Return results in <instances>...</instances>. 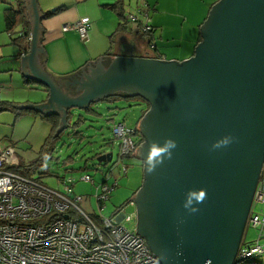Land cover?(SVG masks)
<instances>
[{
    "label": "water",
    "instance_id": "water-1",
    "mask_svg": "<svg viewBox=\"0 0 264 264\" xmlns=\"http://www.w3.org/2000/svg\"><path fill=\"white\" fill-rule=\"evenodd\" d=\"M29 1L30 53L20 56L21 71L49 93L45 102L19 107L60 116L58 135L68 126L69 111L76 116L110 95L142 97L150 108L138 124L144 142L137 156L146 155L151 140L170 137L177 147L155 172L143 170L132 199L136 233L161 264H234L264 164V0H218L189 58L137 57L129 50L107 65L97 60L81 68L71 77L72 93L38 65L43 15L36 0ZM226 134L233 142L212 150ZM111 158V152L96 157L99 164ZM189 188L207 193L195 213L182 207Z\"/></svg>",
    "mask_w": 264,
    "mask_h": 264
},
{
    "label": "built area",
    "instance_id": "built-area-1",
    "mask_svg": "<svg viewBox=\"0 0 264 264\" xmlns=\"http://www.w3.org/2000/svg\"><path fill=\"white\" fill-rule=\"evenodd\" d=\"M138 15L144 16L140 31L151 33L153 27L146 12L138 10ZM139 16L128 14L125 19L136 23ZM89 25V18L83 17L71 28L86 41ZM135 133L134 128L115 123L112 134L117 157L113 161L112 154L103 181L95 183L89 175L80 177L95 188L98 214L84 209L91 206V195L75 194L76 181L72 178L59 179L63 187L60 191L7 170L16 163L15 150L0 145V264H161L144 237L136 233L135 225L132 229L125 225L135 223V214H125L122 208L108 216L102 213L118 180L127 173L125 166L118 168L121 158L137 151ZM256 203L264 204L262 183L255 190L245 226L257 230L256 238L242 240L234 264L264 253V212L253 211Z\"/></svg>",
    "mask_w": 264,
    "mask_h": 264
},
{
    "label": "crops",
    "instance_id": "crops-1",
    "mask_svg": "<svg viewBox=\"0 0 264 264\" xmlns=\"http://www.w3.org/2000/svg\"><path fill=\"white\" fill-rule=\"evenodd\" d=\"M117 1L36 0L38 11L40 10V15H43L39 17V26L42 28L39 29V32L42 36L39 35L36 48L40 49L41 46L44 51L36 53L38 65L42 68L41 71L49 76L57 86L61 84L60 89L63 92L72 93L74 91L75 86L72 84L71 77L79 73L81 68L97 60H101L104 65H107L111 58L124 56V53L129 50L137 57L153 58L159 54L164 60L182 61L189 58L193 54L200 25L206 19L211 6L218 0H121L123 18L118 15L116 7H112ZM25 2L30 5L29 0L0 2V19H3L4 9H17L19 4L25 7L29 19L28 14L32 11L30 8L27 13ZM138 10L146 12L148 22L153 27L150 38L140 31V21L144 20V16H139ZM48 12L53 13L46 16L45 14ZM128 14H137L138 22L127 21L125 16ZM83 17H88L90 20L86 41H83L77 31L71 28ZM31 21L32 17L28 21L30 31L28 50L25 52L11 42L10 35L4 31V20L3 27L0 29V33H7L9 36V38L4 36L0 39V47L6 46L9 52L6 55L0 54V56L7 57L8 61H11L16 72L23 79L21 87L24 89L23 95L18 97L22 99L9 96L4 98H8L6 101L21 105L45 102L49 93L45 85L25 76L21 71V53L24 55L30 53ZM17 27V32L22 30L21 25ZM149 39L154 45L153 49H150ZM0 51L2 52V50ZM23 67L27 68L28 75L32 76L30 66L23 65ZM65 79L70 83L65 85ZM8 87L12 89L11 86ZM28 89L35 90L29 91ZM19 124L29 125L28 132H44L42 136L45 138L51 130L49 124L32 114H25L16 119L13 116L12 127ZM0 132H15V128L2 129L0 126ZM6 147L13 146L6 145L2 148ZM15 157L16 163H19L21 158L16 153Z\"/></svg>",
    "mask_w": 264,
    "mask_h": 264
},
{
    "label": "rangeland",
    "instance_id": "rangeland-1",
    "mask_svg": "<svg viewBox=\"0 0 264 264\" xmlns=\"http://www.w3.org/2000/svg\"><path fill=\"white\" fill-rule=\"evenodd\" d=\"M6 0H0L1 3ZM5 6V5H4ZM0 29L3 27V19H0ZM180 24V22H179ZM178 27V25H177ZM186 28H188L186 26ZM18 30V27L16 28ZM15 30V31H16ZM6 36L7 33H0V39ZM6 46L0 47V54L6 55L8 50ZM6 49V50H5ZM4 56H0V100H6L4 97H14L15 99L23 95L24 89L21 87L22 78L16 68L12 66L11 61ZM8 86H11L9 88ZM33 88V85H31ZM30 86V87H31ZM15 87V88H14ZM37 87V86H36ZM35 87V88H36ZM11 89V91H10ZM34 91L35 89H28ZM14 91V92H13ZM94 109L100 115H86V121L79 126L81 136H75L72 132H64L60 139L54 143V148L51 153V158L47 160L46 166L49 173L42 177V183L54 189L62 191V184L59 182L58 177L72 178L76 181L74 193L80 195H91L90 204L92 206L84 207L86 211H93L98 214V208L93 198L95 192L94 186L86 181H81L80 177L89 175L95 183H100L104 179V172L111 167L112 162H107L106 167L98 169L94 166L97 159L94 158L95 154L111 152L113 154V161L117 157V143L113 138L112 126L115 123H124L128 127H138L141 110L143 108L139 103L133 101H119L113 104L96 103L93 105ZM75 115L82 114L80 110H76ZM5 114V117L3 115ZM11 112H0V126L2 129L15 128V132H0L1 146H13L16 155L21 158L19 163L27 164L32 158L37 155L38 149L43 142L45 136L44 132H28L29 125H18L12 127L13 116ZM16 119V118H15ZM113 140V143L110 141ZM137 155V152H135ZM140 160L137 157H125L122 162H119L118 168L125 166L127 173L118 180L117 187L111 192L109 200L105 203V210L102 212L104 215H111L115 210L122 207L125 214H134L135 205L131 203L136 189L139 188L143 177V168L140 165ZM116 171L113 169V174ZM38 175L37 171L28 177L33 179ZM264 181L263 179H260ZM111 182V180L109 181ZM130 199V200H129ZM81 206V204H79ZM83 208V207H82ZM255 212H264V204L256 203L253 207ZM135 218V217H134ZM133 218V219H134ZM125 225L132 229L135 225L134 221ZM257 230L252 227L246 228L243 237L245 241H253L256 238ZM263 241V240H261ZM236 264H264V253L262 255L253 257L246 261H240Z\"/></svg>",
    "mask_w": 264,
    "mask_h": 264
},
{
    "label": "trees",
    "instance_id": "trees-1",
    "mask_svg": "<svg viewBox=\"0 0 264 264\" xmlns=\"http://www.w3.org/2000/svg\"><path fill=\"white\" fill-rule=\"evenodd\" d=\"M122 1L118 0L115 5L112 7L117 9L118 15L120 18H123V12H122V7H121ZM120 5V6H117ZM53 12H48L45 15H51ZM3 20H4V31L7 32L10 35L11 42L13 44H16L20 50L22 51H27L28 50V38H29V31H30V26L28 23V18L26 14V9L22 4H19L17 9L14 8H6L3 11ZM125 23V22H124ZM21 25L22 30L17 32L15 31L17 26ZM153 31V30H152ZM151 33L144 34L150 38ZM201 41V36L200 32H198V37H197V42ZM195 44V45H196ZM149 45L150 49L154 48V45L152 44V41L149 39ZM153 45V46H151ZM154 58L162 59L161 55H155ZM27 81V80H26ZM28 82V81H27ZM26 82V83H27ZM119 101H133L134 103H143L145 104V108L142 111V114H145L147 110H149L150 105L140 96H128V95H110L104 99L103 102L101 103H117ZM96 103L91 104L88 108L83 110L82 114L74 116L71 111L68 112L66 118H67V123L68 126L65 130L60 132L58 135L56 134L57 129L59 128L60 125V116L52 114V115H42L38 113L37 111L26 109V108H20L19 106L21 104L16 103V102H11V101H6V100H0V112L8 111L11 112L15 115V118H19L25 114H32L34 116L39 117L41 120L46 122L47 124L50 125L51 130L48 133L47 137L45 138L44 142L42 143L40 149L37 152V155L34 159H32L29 163L27 164H22V163H16L14 165L6 167L7 170H11L15 173H18L20 175L28 177L29 175L35 173L37 171L38 175L35 178L37 181L42 182V177L44 175H47L49 173L48 167L46 166L47 160H49L51 157V153L54 148V143L61 138L62 134L66 131L72 132L75 136L80 137L81 136V130H79V126L85 122L86 115H100L99 112H97L94 108L93 105ZM135 129V134L137 137V144L136 147L138 148L141 143L144 142V138L142 134L139 132V129L137 126L131 127ZM110 143H113V140L110 141ZM99 154H95L94 158H96ZM137 157L135 153L124 156L121 158L122 159L125 157ZM138 158V157H137ZM103 165L99 164L98 162L95 163V165ZM94 165V166H95ZM48 172V173H47ZM63 177V176H62ZM62 177H58V179H61ZM264 178V166H263V171L261 175V179ZM143 179V177H142ZM137 190V189H136ZM135 190V192H136ZM134 192V193H135ZM246 230V229H245ZM244 230V232H245Z\"/></svg>",
    "mask_w": 264,
    "mask_h": 264
},
{
    "label": "clouds",
    "instance_id": "clouds-1",
    "mask_svg": "<svg viewBox=\"0 0 264 264\" xmlns=\"http://www.w3.org/2000/svg\"><path fill=\"white\" fill-rule=\"evenodd\" d=\"M233 140L234 138L231 135H228V134L223 135L220 138L212 142L211 149L218 150V149L227 147L229 144L233 142ZM147 145L148 147H147L146 155H143L139 162L144 172L150 175L153 172H155L156 168L162 165L166 159L170 160L172 158L173 150L177 147V144L174 139L170 137H165L163 140V143H159L156 140H151V141H147ZM93 165H95V163ZM262 171H263V167H262ZM259 183L263 184V180L262 181L259 180L258 185ZM206 198H207V193L204 188H189L185 192L184 200L182 202V207L185 210H187L189 213H195L199 210L197 208V205L203 203V201ZM134 214H135V225H136V213ZM243 239L244 237L242 238V240Z\"/></svg>",
    "mask_w": 264,
    "mask_h": 264
},
{
    "label": "flooded vegetation",
    "instance_id": "flooded-vegetation-1",
    "mask_svg": "<svg viewBox=\"0 0 264 264\" xmlns=\"http://www.w3.org/2000/svg\"><path fill=\"white\" fill-rule=\"evenodd\" d=\"M140 105H142L143 106V108H142V110H141V116H140V119L144 116V114H142V111H143V109L145 108V104H141V103H139ZM94 107V106H93ZM74 111V110H73ZM147 112V111H146ZM140 119H139V121H140ZM139 148V147H138ZM138 148H137V151H138ZM138 157V156H137ZM138 159L140 160V158L138 157ZM241 242H242V240H241ZM241 242H240V244H241ZM239 248V247H238ZM238 251V250H237Z\"/></svg>",
    "mask_w": 264,
    "mask_h": 264
}]
</instances>
